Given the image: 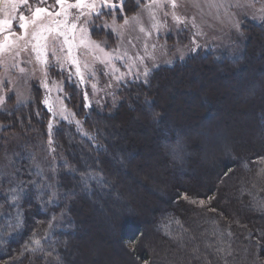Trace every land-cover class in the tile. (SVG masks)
Here are the masks:
<instances>
[{
    "label": "rangeland",
    "instance_id": "1",
    "mask_svg": "<svg viewBox=\"0 0 264 264\" xmlns=\"http://www.w3.org/2000/svg\"><path fill=\"white\" fill-rule=\"evenodd\" d=\"M66 2L75 3V0H66ZM86 2L92 3L93 0H86ZM96 2L99 3L100 0ZM126 2L128 6L124 7ZM126 2L123 0L122 12L119 7L115 10L103 8L99 15L95 13L91 16L84 15L80 16L79 20L76 17L80 15L81 10L70 9L67 28L70 29L73 24L76 25L74 30L68 32L69 39L72 40L74 37L73 43L76 45L73 47L72 57L68 56L67 45L63 44L62 36L53 39V35H48L46 41H40L41 52L38 58L37 51L33 50V45L37 41L32 37V33L37 32L38 28L29 24L26 30L27 35H24L25 30L18 27L19 16L23 14L30 21L37 7L46 8L55 13L60 10L57 0H28L26 5H20L15 12L10 7L5 8L4 0H0V20L14 17L11 29L0 32V41H3L5 35L14 41L8 51L0 52V115H7L0 116L2 118L0 119V190L13 186L17 175L16 162L23 153L30 155L33 168L43 175L45 182L47 181V187L50 189L54 187V164L57 161L50 156L46 134L49 135L58 129L62 122L68 125V120L73 117L74 111L69 106V99H67L69 92L65 93V86L81 89L82 94L78 101L80 103L77 106L82 104L85 113H88L91 112V106L101 109L107 102L116 103L114 99L117 93L127 82L146 83L152 73L161 67L185 63L187 57L197 52L203 54L211 52L217 58L241 56L242 58H239L241 62L246 57L245 49L250 46L247 43L251 39L245 32L246 26L258 25L264 30V0H126ZM112 3L119 4L120 0H112ZM83 11L87 13L89 10L83 9ZM53 18L64 19L63 16L44 15L43 20L38 23H47ZM126 19L127 23H125ZM82 28H86L87 32H82ZM254 32L258 35L262 33L256 29ZM262 34L259 38L264 41ZM22 35L24 39H18ZM81 40L85 43L81 44ZM262 48H256L259 53L256 60L258 64L264 63V48ZM105 54H109L111 59H108ZM117 56L122 58L117 59ZM73 58L79 63L80 75H77L76 67L70 62ZM45 59L47 62H42ZM233 65L235 64L232 63L231 68L238 69ZM201 66L207 68L205 73L201 70ZM225 66L229 68L228 65L218 67L211 58L188 63L184 68L175 70L176 72L166 85H162L161 89L157 88L159 90L157 95L153 91V88L157 87L155 85L152 86L153 93L148 92V99L139 97V102L136 101L133 106L129 104L126 108H131L132 117L128 123H125L126 125L118 122L113 128L110 124L104 125L113 129L108 132L109 137L117 144H114L116 148L109 156L110 163L120 175L118 174L119 177L116 180L113 179L112 183L118 182L120 178L124 181V185L119 182L115 189L109 190L107 194L111 199L102 194L103 196L99 195L95 200L89 201L91 205L89 210H86V214L92 218L78 225L80 229L77 233L82 237L76 238L78 248L68 257L72 264H95L92 261L90 263L88 261L90 259H101V264H123V262L131 264L128 249L132 251L137 249L136 242L121 243L111 237V234L119 232L120 227L127 221L130 222L127 218L121 225L119 223L123 217L129 216L128 214L133 215L135 219H132L131 224L127 222L125 225L133 231L137 228V222L141 223L140 228L143 234L139 237L140 246L149 249L157 261L156 264L180 263L176 262L177 260L171 261L168 255L167 259H170V262L165 260L164 253L168 245L162 246L163 243L154 241L149 232L151 231L152 235L155 234L152 231L153 226L142 222L145 221L143 213L156 206L151 199V194L159 196L161 201H166L165 199L172 192L170 185L173 179L169 175L168 177L161 175L157 165L150 164V167L141 170L142 173L132 169L131 162L146 161L147 156L141 154V157L135 158L132 155L135 151L132 144L133 136L140 123L141 126H145L144 120L139 115L140 111L145 114L156 133L175 132L176 130L170 126L158 122L156 117L163 116L168 108V110L172 109L173 114H180L181 109L193 111L194 107L202 102V105H207L205 103L208 102L204 101L207 86L212 92L226 99L224 103L226 106L227 103L234 104L237 100L234 93H237L235 90L231 91L232 85H227L229 81L227 82V77H224L229 76L227 74H230V69H226ZM21 68L23 72L20 71ZM248 90L239 97L240 104L257 97L259 88L246 95L250 92ZM208 101L210 103L212 100ZM212 105L216 106L214 103ZM241 107L244 111L249 110L248 104ZM22 109L30 111L31 117L35 119L34 123L31 117L28 121L24 117L20 121L21 118L13 116L17 110L22 113ZM45 109L50 113L46 126L42 118V110ZM225 109L226 107L221 112H217L214 108L200 107L196 111L203 112V116L211 114L212 117L211 119L202 117V120H199L202 121V125L199 124L198 130L190 132L191 135H189L193 140L198 142L201 140L198 161L200 167L213 170L219 169L224 163L232 164L231 161L237 162L238 166L240 164L242 151L233 146V139L230 137L236 132H242L245 128L241 125L237 126L234 133L232 130L235 111ZM240 116L243 119L244 115L240 114ZM227 117L232 120L222 124V120L224 121ZM237 118L235 117V125ZM12 119L16 121V124ZM206 120L211 123L208 140H204L203 134L206 131L204 128V124H207ZM39 130H42L43 135H40ZM146 132L149 134L148 131ZM154 150L160 152L163 148L161 149L158 143L154 146ZM149 162H151L150 159ZM178 171L186 173L183 166H179ZM233 172L230 175H233ZM89 178L92 179V176L89 175ZM139 180L143 183L146 181L147 187L140 188ZM223 184L228 187L226 179ZM223 184L220 186L223 187ZM107 187L109 188L110 184ZM238 195L236 193L232 197L237 199L240 206L247 209L238 199ZM109 199L111 201L106 204ZM76 202L73 201L75 204ZM62 213L66 220L69 215L67 209ZM56 218L54 223L60 224L65 221L61 216ZM152 241L155 242V248L151 245ZM203 247L207 252H211L208 249V243L204 242ZM178 248H182V245ZM131 261L136 264L132 259ZM187 262L188 260L185 263L188 264Z\"/></svg>",
    "mask_w": 264,
    "mask_h": 264
},
{
    "label": "trees",
    "instance_id": "2",
    "mask_svg": "<svg viewBox=\"0 0 264 264\" xmlns=\"http://www.w3.org/2000/svg\"><path fill=\"white\" fill-rule=\"evenodd\" d=\"M127 6L128 2L124 4V7ZM245 29L251 39L247 43L250 46L245 49L246 57L243 61L239 62L241 56L217 58L211 52L207 54L197 52L187 57L185 63L161 67L152 73L146 83L127 82L117 93L114 99L116 103L107 102L101 108L104 110L91 106V112L85 113L82 104L77 106L80 103L78 101L81 98V89L65 86V93L69 92L67 98L69 106L74 111L73 117L68 120V125L62 122L58 129L49 135L46 134L50 156L57 161L54 164V187L51 189L47 187L43 175L33 168L30 155L23 153L16 162L17 175L13 186L0 190V264H72L68 257L78 248L76 238L82 237L77 233L80 229L78 225L92 218L86 214L91 205L89 201L102 194L108 197L109 190L115 189L119 182L124 185L120 178L118 182L112 183L120 173L110 163L109 155L116 148L114 147L116 141L110 139L108 132L113 130L116 122L126 125L125 123L132 117L131 108L126 107L129 104L133 106L136 101L139 102V97L148 99V92L154 91L157 95L159 92L157 88L161 89L162 85H166L175 70L184 68L188 63H195L196 60L205 61L209 58L216 62L218 67L229 66L225 68L230 69L231 75L227 74L229 76L224 78L227 77L226 81H229L227 85H232V88L229 86L231 91L235 90L237 93H234L237 100L248 89L250 92L246 95L259 88L257 97L242 104L240 99L236 100L234 103L236 105L226 102L228 104L226 106L224 104L226 99L212 92L207 86L204 101L208 102L205 103L208 106L202 105V102L194 107L193 111L181 109L180 114H173L172 109L168 108L163 116L156 117L158 122L176 130L168 134L156 133L145 114L139 112L145 126H141L140 123L139 128L135 130L132 143L135 151L132 155L135 158L141 157V154L147 156L146 161L131 162L132 169L141 172L146 167L157 165L161 169L158 168L161 175L166 177L169 175L173 179L170 185L172 192L166 201H161L159 196L151 194L156 206L143 213L145 221L142 222L153 226L152 231L155 234L149 232L154 241L163 243L162 246L168 245L164 253L167 262L171 259L177 260L179 264H186V260L188 264H264V63H256L259 56L256 48H264V41L259 38L264 30L258 25L246 26ZM254 29L262 33L258 35ZM262 36L264 39V34ZM232 63L238 69L231 68ZM206 69L205 66H201L204 73ZM155 85L157 87L153 88ZM209 99L213 102L209 103ZM212 103L216 106L213 107ZM243 103L248 104L249 110L244 111L242 107L240 108L244 106ZM38 104L40 105L39 100ZM199 106L205 109L214 108L217 112H221L225 107L226 111L230 109L235 111L234 116L238 118L236 125L235 117L233 119L232 131L235 133V127L240 125L245 128L230 137L233 139V146L242 151L239 166L233 161L232 164L224 163L219 169L213 170L199 166L201 140L200 142L193 140L189 135L190 132L198 130L199 124L202 125V121H199L202 117L212 118L211 114L203 116V112L199 113L200 110L196 112ZM42 112L43 124L46 126L50 113L46 109ZM240 114L244 115L243 119ZM13 116L21 118L20 121L23 117L28 121L31 113L22 109V113L17 110ZM34 120L31 117L33 123ZM228 120L232 119L224 118L222 124L229 123ZM12 121L16 124V121L13 119ZM106 123L111 125L112 130L104 126ZM206 123L204 140H208L211 130L210 121L206 120ZM39 133L43 135L42 130H39ZM158 143L163 151L155 152L154 146ZM153 160L155 165L152 164ZM179 166H183L186 173L179 172ZM232 171L233 175H230ZM152 177L148 178L153 180ZM225 179L228 181V187L223 184ZM139 183L140 188L147 187L146 181L143 183L139 180ZM220 184H223V187ZM236 193L247 209L240 206L237 199L232 197ZM110 199L106 200V204L111 201ZM74 200L77 201L76 204L73 203ZM65 209L69 213L66 220L62 215ZM128 215L126 218L123 217L120 225L127 218L130 219V222L127 221L130 224L132 219H135L133 215ZM60 216L65 221L60 224L54 223L56 217ZM125 224L126 227L121 226L114 239L121 243L136 242L138 250L128 249L131 264H134L131 259L136 264H156L157 261L149 249L140 246L139 237L143 234L141 223L137 224L133 231ZM36 240L40 243H33ZM204 242L208 243L211 252L204 249ZM154 243L152 241L153 248ZM181 245L182 248H178ZM167 255L170 257L169 260ZM100 260L88 261L101 264Z\"/></svg>",
    "mask_w": 264,
    "mask_h": 264
},
{
    "label": "snow or ice",
    "instance_id": "3",
    "mask_svg": "<svg viewBox=\"0 0 264 264\" xmlns=\"http://www.w3.org/2000/svg\"><path fill=\"white\" fill-rule=\"evenodd\" d=\"M28 0H4L5 8L10 7L13 12L16 11V9L20 5H26ZM57 4L60 6V10L53 13L48 11L46 8H35V10L32 13V19L29 21L25 18L23 14H20L19 20L20 23L18 25L19 28L25 30L24 35H27V28L29 24H32L38 28L37 32L32 33V37L34 40L37 41L36 44L33 45V50L37 51L38 53V58L39 54L41 52V46H40V41H46L48 35H53V39H56L58 37H63V44L67 45L68 49V56L71 58L72 57V50L74 45L73 40L69 39L68 32H71L76 28V25L73 24L71 28H67V19L68 16L70 15L69 10L72 8H76L81 10L80 15L76 17L77 20L80 19V16L84 15H89L91 16L93 13L96 15H99L100 11L103 8H111L115 10L117 7L120 8L121 12L123 11V0H120L119 4L112 3V0H100L99 3L96 2V0H93L92 3H87L86 0H75V3H67L66 0H57ZM173 7H175V4H173ZM83 9H88L89 11L85 13ZM44 15H47L48 17H60L63 16V20L59 19H51L47 23H38V21H42ZM14 17L11 18H5L3 20H0V32H4L5 30L11 29L12 23H13ZM135 19V17H133ZM125 23H127V19L125 20ZM66 29V30H64ZM82 32H87L86 28L81 29ZM24 35L18 37V39H24ZM81 44H84V40L80 41ZM94 43V42H93ZM14 44V41H11L9 39L8 35H5L3 38V41H0V52L8 51ZM96 47H99V45H96ZM63 50V48L61 49ZM19 53H17L18 55ZM108 59H111V56L109 54H105ZM117 59H121L122 57L117 56ZM46 63V59L42 61ZM70 62L76 67L77 75H80V68H79V63L76 59H70ZM21 72L24 70L21 68ZM81 80H83V77L81 76ZM94 87V86H93ZM203 203V201L201 202ZM33 243L39 244L40 241L36 240Z\"/></svg>",
    "mask_w": 264,
    "mask_h": 264
},
{
    "label": "bare ground",
    "instance_id": "4",
    "mask_svg": "<svg viewBox=\"0 0 264 264\" xmlns=\"http://www.w3.org/2000/svg\"><path fill=\"white\" fill-rule=\"evenodd\" d=\"M110 220L112 221V219H110ZM101 227H103V226L101 225ZM103 228H104V227H103ZM115 236H116L115 233L111 234V237H112V238H115Z\"/></svg>",
    "mask_w": 264,
    "mask_h": 264
}]
</instances>
